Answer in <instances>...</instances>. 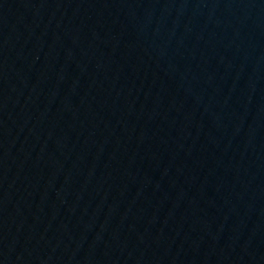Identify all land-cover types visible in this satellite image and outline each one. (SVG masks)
Returning a JSON list of instances; mask_svg holds the SVG:
<instances>
[{
    "label": "water",
    "instance_id": "water-1",
    "mask_svg": "<svg viewBox=\"0 0 264 264\" xmlns=\"http://www.w3.org/2000/svg\"><path fill=\"white\" fill-rule=\"evenodd\" d=\"M0 264H264V0H0Z\"/></svg>",
    "mask_w": 264,
    "mask_h": 264
}]
</instances>
